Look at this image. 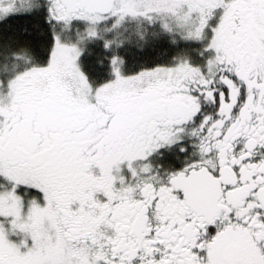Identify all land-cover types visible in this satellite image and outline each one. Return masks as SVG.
<instances>
[{
    "label": "snow or ice",
    "instance_id": "snow-or-ice-1",
    "mask_svg": "<svg viewBox=\"0 0 264 264\" xmlns=\"http://www.w3.org/2000/svg\"><path fill=\"white\" fill-rule=\"evenodd\" d=\"M0 264H264V0H0Z\"/></svg>",
    "mask_w": 264,
    "mask_h": 264
}]
</instances>
